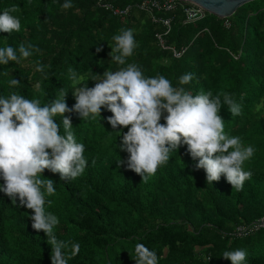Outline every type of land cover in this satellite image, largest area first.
Wrapping results in <instances>:
<instances>
[{"label": "trees", "instance_id": "1", "mask_svg": "<svg viewBox=\"0 0 264 264\" xmlns=\"http://www.w3.org/2000/svg\"><path fill=\"white\" fill-rule=\"evenodd\" d=\"M143 1L71 0L72 7L65 10V0H0V13L17 5L12 14L21 21L19 32H0V47L12 46L18 56L21 44L40 49L20 64L0 65V97L15 91L44 106L63 88L71 109L76 99L69 67L91 88L96 83L92 76L135 63L145 77L163 75L173 87L193 95H232L242 106L241 115L233 117L226 105L219 114L226 134L254 148L243 165L252 176L242 191L234 190L223 174L208 184L205 170L195 167L197 161L182 144L145 183L126 164H117L130 154L120 150L122 133L113 132L120 129L113 130L108 122L113 113L102 107L101 116L86 121L67 112L77 142L85 145L88 164L75 180H63L48 169L40 178L53 180L56 188L53 196H46L52 204L46 202L45 208L59 219L57 239L80 244L68 264H136L131 254L137 243L155 251L158 264H231L222 253L237 249L247 253L244 264H264V228L235 234L264 217V0L244 5L230 18L207 13L194 23H186L182 6L157 13L172 20L168 34L138 7ZM127 9V14H114ZM122 29L133 30L137 47L125 65H118L112 62L110 44ZM158 35L171 49L161 48ZM173 49L185 52L176 58ZM36 61L45 66L46 79L35 71ZM186 73L193 80L180 85ZM13 78L20 84L9 87ZM54 119L62 121L60 116ZM160 122L166 123L163 117ZM32 214L0 191V264H52V246L42 230L32 227Z\"/></svg>", "mask_w": 264, "mask_h": 264}, {"label": "clouds", "instance_id": "2", "mask_svg": "<svg viewBox=\"0 0 264 264\" xmlns=\"http://www.w3.org/2000/svg\"><path fill=\"white\" fill-rule=\"evenodd\" d=\"M61 7L71 8V0H65ZM17 11L18 6L12 5L0 13V32L20 31L21 21L12 14ZM111 39L112 62L125 65L126 58L137 47L133 30L122 29ZM101 50L97 48V52ZM18 51L19 56L12 46L0 47V65H8L10 61L20 64L40 49L21 44ZM35 71L47 78L45 66L39 61ZM68 74L76 99L71 109L66 102L68 92L63 88L51 104L44 106L39 99H26L15 91L0 97V177L4 181L0 191L14 206L32 210V227L42 230L52 246V264H68L80 252L79 243L57 239L54 229L59 219L45 208L46 202L52 204L51 200L46 201V196H53L56 188L53 180L40 178L48 169L59 173L63 180H75L88 164L85 145L77 142L71 119L65 116L67 112H75L86 121L101 116L102 107L113 113L108 122L113 130L120 129L113 132L122 133L120 150L130 154L127 161L121 159L117 164H126L145 183L182 144L197 161L195 167L205 170L208 184L219 181L223 174L234 190L242 191L244 182L251 178L252 172L245 171L243 165L255 150L252 146L245 147L240 137L226 134L224 119L219 114L226 105L233 117L241 115L242 106L232 95L213 96L211 91L193 95L184 87H173L163 75L145 77L135 63L92 76L90 80L96 83L91 88L88 83H81L84 77L71 67ZM192 80L193 74L186 73L179 78V84L186 85ZM8 84L15 87L20 81L13 78ZM56 116L62 117L60 124L54 119ZM162 117L166 123L160 122ZM121 126L128 131L123 133ZM246 256L243 249L222 253L231 264H244ZM131 257L136 264H158L156 252L142 243L135 245Z\"/></svg>", "mask_w": 264, "mask_h": 264}, {"label": "built area", "instance_id": "3", "mask_svg": "<svg viewBox=\"0 0 264 264\" xmlns=\"http://www.w3.org/2000/svg\"><path fill=\"white\" fill-rule=\"evenodd\" d=\"M179 6H182L184 9V13L186 16V23L197 22L205 18V16L208 13L202 7L192 3L184 2L182 0H145L142 3H140V5H138V7L142 11L152 16L154 22L162 23L167 28L166 34H168L171 31L172 20L159 18L157 17V13L171 12L176 10ZM107 7L110 8L109 6ZM129 10L130 9H127L126 11L123 12L116 10L114 11V14L115 15L127 14ZM226 26L229 27L230 24L226 22ZM157 38L161 48H163L164 50L171 49L166 45V41L163 39L162 35H158ZM172 51L174 52V56L176 58H180L185 52V50L182 52H178L174 49ZM263 228H264V217L258 219L254 223L237 228L235 234H237L238 236L249 235L250 233L256 232Z\"/></svg>", "mask_w": 264, "mask_h": 264}, {"label": "water", "instance_id": "4", "mask_svg": "<svg viewBox=\"0 0 264 264\" xmlns=\"http://www.w3.org/2000/svg\"><path fill=\"white\" fill-rule=\"evenodd\" d=\"M202 7L209 14L222 19L232 17L244 5L256 0H182Z\"/></svg>", "mask_w": 264, "mask_h": 264}]
</instances>
